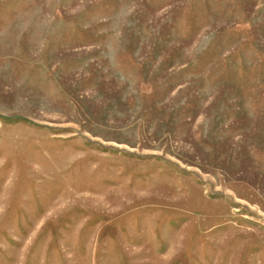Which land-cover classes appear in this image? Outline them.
<instances>
[{
    "label": "rangeland",
    "instance_id": "obj_1",
    "mask_svg": "<svg viewBox=\"0 0 264 264\" xmlns=\"http://www.w3.org/2000/svg\"><path fill=\"white\" fill-rule=\"evenodd\" d=\"M0 264H264V0H0Z\"/></svg>",
    "mask_w": 264,
    "mask_h": 264
}]
</instances>
